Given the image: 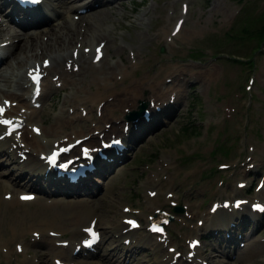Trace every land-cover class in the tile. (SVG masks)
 I'll return each mask as SVG.
<instances>
[{"label":"rangeland","instance_id":"rangeland-1","mask_svg":"<svg viewBox=\"0 0 264 264\" xmlns=\"http://www.w3.org/2000/svg\"><path fill=\"white\" fill-rule=\"evenodd\" d=\"M80 1L82 0H73L70 3V7ZM120 1V3L115 4V7L113 3L111 9L102 8L104 10H102L101 15L94 13L88 18V20L90 19L101 25V29L109 33H113L114 30L119 33L123 31L130 32L131 22L139 26L137 31L138 37L135 35L130 38L133 43L123 41L119 36L118 41L123 44L121 45L122 47L115 45V48L104 49V52L109 54L110 58H114L117 54L119 55L118 60H113V62L108 61L106 65L113 63L122 65L120 61L121 56H126L132 61L135 55H137L136 59L139 63L131 74V77L134 78L148 71L151 65L157 68V65H160V62L167 57V59L171 60L173 58H183L187 63L186 57L190 55V52L202 49L205 56L204 60L207 62L200 64L204 60L189 61L191 65L187 64L193 68L192 73L189 75L195 79L202 78L206 80L197 71L199 69L204 70L206 67H213L212 65L214 64H218L217 67L214 66L217 69V73L204 83L193 80L184 83V87L181 86L179 88L181 93L175 98L168 96L167 99L161 101L162 97L160 96L159 89L152 95L155 97V102L152 103L162 105V111L154 113L156 109L152 103H149L147 109L151 113H154L151 123H146L143 115L137 120L140 123L129 121L130 127L134 126V128L140 129L144 124H151L145 127L149 132L139 138L131 157L129 156L131 150L122 156V158L125 157L127 160L125 172L123 174L118 173L116 168V174L109 178V181L113 178L114 182L106 181L102 189L96 194V196L100 197L103 193L109 192V196L106 199L108 202L106 203V200L104 201L101 197L97 199L93 198L92 200L96 202L94 203L96 205L92 206L89 211L86 210L87 208H80L82 209L81 211H75L76 205L46 208V205H55L64 201L56 200L59 194L53 193L42 195L43 197L34 204H19L15 200L13 202L6 201L3 198L4 191L1 186L3 182L14 185V188H12L13 194H17L27 186L23 183L21 184V179L18 178L20 173L23 172V168L19 164H16V161H11L6 156L4 158L6 163L0 162V264H19L18 257L25 256L26 254L31 255V252H35L32 264H54L49 259L51 256L49 253L47 256L42 254L49 247L46 239L42 243L33 245V231L40 230L37 226H32L31 223H37V220L44 222L47 221L46 219H53L60 224L66 225L70 222V218H67L66 214L70 212L77 214V221L82 222L85 220L83 223H87L91 216H98L100 219L99 223L103 225L100 228L108 238V241L112 238L111 232L116 231L118 225L120 227L125 225L123 218L136 215L142 219L145 229L133 232L134 238L142 241L138 245L140 252L138 257L136 256L137 252H135L134 258L124 259L122 263H118L119 258L112 254L113 245L111 244L104 248L107 253L104 258V264H133V261L138 262L139 259L141 260V264H158L161 259V264H167L166 259H170L172 254H162L160 246L158 247L157 245L159 244L157 238L149 236L147 233L149 218L154 215L157 209L163 207L172 211L171 200L184 205L186 209L185 213L176 217V221L170 224L169 230L173 234L171 237L172 242L179 248H186V239L196 236L200 231L199 226L196 225V221L202 219L201 214L206 213L214 202L223 199L226 203L232 204L233 197L239 196L247 199H256L261 198L258 195L264 193V186L260 189L256 188L257 183H264V179H260V177L264 176V77L261 76L264 73V37L261 35V41L252 38L244 42L236 41L232 44L230 43V35L234 28H239L243 25L251 28L252 33L257 31L261 34V31L264 30V0ZM182 3L189 5V10L187 11L185 7L183 13L181 11ZM162 7H166L167 9L163 10L161 9ZM177 7L179 10L173 11V8L176 9ZM177 14L186 22V25L183 24L182 26H187L186 29L181 27L176 34L172 33V36L182 37L181 40L179 39L181 43L180 49H175L171 39H167L166 41L159 39V42H157L153 38L162 25V19L167 24L169 19L174 17L173 23L178 18ZM166 17L168 18L165 19ZM63 20L65 18L63 17V13L60 12L46 23L43 28L37 31L40 33L41 30L47 32L51 30V26H59ZM68 20L70 19L65 20L68 24L65 25L64 22L61 29L58 32H53L49 36V39L53 38L54 33L61 34L62 38L66 39V32L62 29L65 27L75 29L72 25H69ZM82 24L80 23V25ZM232 25L233 27L230 28ZM102 30H95L94 26L92 30H88L87 28L85 30H82V28L78 29V32L83 34V36H85L86 32H90L92 41L85 36L86 40H88L87 44H85L86 53L83 52L84 45L77 40H74V47L72 49L76 53H83V56L91 55V51L96 47L94 40L97 42L99 39V43L102 40L100 38L107 39L103 37L106 34ZM189 30L198 31L195 39H189L187 36L184 37L185 34L188 35L187 31ZM215 30L219 32L216 33ZM226 31L225 37L229 42L222 37ZM45 37L47 38V36ZM186 41L189 46H192L190 51L186 49ZM219 42L223 43L222 48L218 49L223 50L221 51V55L217 57L221 59L220 63L218 59H214L211 53L212 51L215 52V44ZM78 45L79 47H77ZM124 45L127 46L126 50L123 48L125 47ZM161 47L165 48V53L160 51ZM246 50H248L246 57L251 56L254 58V62L251 60L252 66L235 65L234 62L228 59L229 53L242 56ZM136 51H141V53H136ZM131 52H134L133 57L130 56ZM153 53H157L154 56V60L151 59ZM143 54L145 55L144 59L147 64L141 56ZM163 54H165V57H162ZM48 57L50 58L51 55H48ZM43 58H46V55H42L39 59L29 56L26 61L27 64L25 62L26 66L20 68L18 65L12 64L10 66L11 69L8 68L5 70V73L9 75L15 69L16 72L26 73L30 64L33 65L32 63L35 62L42 63ZM198 62L200 65H198ZM194 72L195 74H193ZM158 73V70L154 71V74H157L154 76L158 77ZM50 78L51 81L57 82L58 87L55 83L54 90L44 95L41 99L42 106L39 108L41 117H34L33 122L29 121V124H34L32 127L36 126V124L40 125V120L38 121V119L43 118L44 120V117H47L50 122L44 128H49V125L53 122L52 120H55L58 115L60 118L66 109H70L71 111L76 110L81 119L77 116L71 124L65 123L70 126L66 127V131L62 130V132H59L56 137L61 135L62 137L60 138L49 136L45 139L39 136H32L33 133L30 131L29 126L26 131L28 134L25 133L24 136H27L28 140L29 138L30 140L36 138L44 145H51L57 139L60 140L65 137L72 139L76 135L81 136L78 135L81 133L82 135L87 134V132L94 133L93 122L100 120V115H97L94 109V113H88L84 116L82 114L84 110L81 107V102L78 105L75 104L76 98H73V89H62L63 81L58 79L56 73L51 75ZM253 78L255 79V83L251 91H249L246 85ZM170 84L168 83L169 86ZM2 87L10 91L15 90L11 85H2ZM164 88L167 90L168 86ZM91 89H96V87L93 86ZM53 93H55L54 98L49 105L47 101ZM143 99L147 100V98ZM138 100L136 103H138ZM151 100L153 98L148 99V102ZM64 101H66L65 104ZM0 102H2V97ZM98 105L100 104H96L95 107L97 108ZM233 107L236 111L233 110ZM104 108V104L100 106L101 110H105ZM128 109L123 111L124 119H118L120 114L115 112L114 116L110 115L112 123H108L107 120L102 121L101 127H107L108 129L112 127L110 132L121 134L124 126H126L124 122L128 120V117H131L133 111H139V106L130 110ZM140 112L142 114V111ZM234 114L237 116L234 117ZM116 124L120 128L119 130L114 128ZM68 132L72 136H67ZM136 135L135 133L134 136ZM217 141L220 143L217 144ZM9 142L6 144L9 147L16 145L13 140ZM25 142L28 143L27 140ZM27 146H29L28 148L31 147V145ZM210 152H214L213 156ZM193 154H196L195 159L190 158ZM3 156L5 155H0V157ZM129 159H131L130 163H128ZM222 166H227V168H222ZM156 171L160 174H157ZM29 174H35L37 179L35 172L31 171ZM239 181L251 182L249 184L251 186L240 189L238 186ZM40 186L48 189L51 188L48 182L43 179L40 180ZM168 193L172 194V198L168 197ZM53 196H55L54 200L47 203L46 199ZM87 199H90V197H87ZM58 210L63 215L62 219L53 215ZM246 211L249 212L248 207H246ZM212 223L210 230L216 231V226L219 223L215 218ZM208 227L209 225L203 229V232H206ZM70 229L71 227H62V232L67 234L70 232ZM251 232L248 240H246L250 244L245 247H239L238 243L234 242L231 246L236 248V252L234 254L226 251L219 252L214 257L213 264H264V216L251 227ZM126 238L124 237L123 239ZM14 242L22 244L24 248L27 245L28 250L17 252V249L13 248V244L17 245ZM2 246L8 249L7 252H3ZM166 248L164 247L163 250H166ZM253 249H256V253H251ZM12 252H17V254L12 256ZM20 262L23 264L27 261L21 259Z\"/></svg>","mask_w":264,"mask_h":264},{"label":"bare ground","instance_id":"bare-ground-1","mask_svg":"<svg viewBox=\"0 0 264 264\" xmlns=\"http://www.w3.org/2000/svg\"><path fill=\"white\" fill-rule=\"evenodd\" d=\"M54 1H56V0H47L48 5H47V7H45V8L43 7L40 10L41 14L46 16V11L51 10L52 6H54ZM68 1L69 0H65V1H63V3H68ZM115 1H118V0H111V1H107L106 3L103 0L102 2H104V3L101 4V6L107 4V5H110L107 8L111 9L112 4ZM90 3H91V1H90ZM90 3H89V5H90ZM102 10H104V9L99 8L96 12L97 15H101ZM173 19H175V18L171 17L167 24H165L164 21L162 22V25L160 27V31L156 34V37L158 39L165 40L167 37H172L171 30L173 28H172L171 23H172ZM35 23L38 24L39 21H37ZM67 24L68 23L65 22V25H67ZM86 28L88 30H92L93 26H92V24L88 23ZM65 29L67 30L66 39H63L61 34L58 35L57 33H54L53 38L48 39L47 41H43L42 39H40L39 35H37L36 37H34L32 35L34 38L31 39V43H30V41L23 42L21 44V47L19 48V51L12 56V60L16 61V64L19 67H24L26 65L25 62L27 61L29 56L33 57L34 59H38L40 55H51L53 53H56V55L54 57H52V61H51L50 66L48 68H45V71L47 72V75H46L47 84H44V86L48 87L49 89L52 90L53 89V81L49 80L48 75L51 74L52 72L58 73L61 81L64 82V86L66 88H69V86H70L73 89L74 95H76V97L79 98L77 100L82 102V104L84 105V108L87 109L88 112H92L95 109L96 104H104L105 105L104 109H108V110H106L105 112L102 111V115H105L103 117V120L110 119V117H108V115H107L108 111H117V112L123 111V108L125 106H131V107L136 106L138 104V103H136V101L139 98H141V99L147 98L148 99L149 97H151L152 95H147L146 91H151L152 93H154L156 90L162 89L160 92V95L163 98H166L168 93L171 94L173 92H176V95H178L179 93H181L179 88L181 86H183L184 83H187L190 80L195 79L194 77L189 75L190 73H192L193 68L190 67L185 62V60L183 58H173L172 60L171 59H167V60L164 59L160 65H157V68L154 65H151L150 68L148 69V71H146V72L142 73L140 76L134 77V78L131 77V74H132V71L134 70L135 66H137L139 63V62H137V59H136L138 57L137 55H135L134 60H132V61L126 56H121L120 61H121L122 65H120L118 63L106 65L104 63L105 62L104 60H102V62H101V60L99 61L100 63H103L102 65H97V64L92 62V60H91L92 55H90V54L77 58L74 56V54H71V53H73V50H70V49L72 48L71 46L73 45L74 40L75 39L78 40L81 38L80 33L78 32V28L72 29V28L65 27ZM197 32H198L197 30H195V31L189 30V31H187L188 35L185 34L184 37L187 36V37H189V39H195ZM102 39H104V38H102ZM90 41H92V40L90 39ZM98 41H99V39L97 40V42L94 40L96 45L98 44ZM77 47H79V45ZM119 51L121 52V50H119ZM11 52L12 51H9L8 54H11ZM47 58H49V57H47ZM12 60H11V62H9L7 64V66L12 65ZM70 62L77 63L79 65V69L75 70V68L73 66L69 67ZM35 67H36V64L34 66L31 65V67H29V68L32 69ZM156 70H158V72L160 73V76L163 74V77L158 78V77L154 76V75H157V74H154V71H156ZM197 73L200 74L201 76L203 75L205 77V79L208 81V80H210L211 76L216 74V69L214 67H206L204 70L199 69V71H197ZM193 74H195V73H193ZM13 76H14V74H13ZM0 77H2L3 80H5L6 84L11 82V79H9L5 75H2L1 71H0ZM14 77L20 78L19 80L16 81V86L19 90H24V92H22V91L13 92V93L12 92H10V93L6 92V93H3V95H4V97H6L5 99H7V97H8L7 95H10L14 100L21 98L22 101H26V103H27L28 93L31 91L30 79H28L26 73L20 74V75H15ZM56 80H58V79H56ZM44 82H45V80H44ZM55 83L57 86V82H55ZM162 83L163 84L171 83V84H170V86H168V89L165 90V88L162 87ZM97 85H98V88H97ZM93 86H95L96 89H91ZM60 87H61V85H60ZM88 89H89V91H88ZM178 89H179V92H178ZM45 92H46V90H45ZM0 97H1V94H0ZM73 98H75V97H73ZM73 98H71V99L74 100ZM69 101H70V99H69ZM27 105L29 106V103H27ZM98 107H99V105H98ZM79 108H81V107L79 106ZM38 110L40 111V109H38ZM19 111H20V106L15 107V108H11V110H10V112L13 114L18 113ZM32 114H33V112H30V114H28L26 116L28 118L32 119V118H34V117H32ZM75 116H76V114H74L72 117H70L69 111H64V116L61 119H57V117H56L55 121H53L51 123V127L49 129L44 128V134H49V133L54 134L56 131H57L56 133H58V131L65 128V125L63 123L64 119L69 120V122L71 124V122L74 120L73 118ZM40 121L44 125V120L40 119ZM26 134H28V133L26 132ZM140 134H141V130L138 133V135H140ZM32 136H33V134H32ZM141 136H142V134L136 139L134 137L131 138V140L128 139V142L131 144V148L134 147V145L138 142L137 140ZM4 140L7 141L6 138ZM37 142H39V141H37ZM14 144H16V143H14ZM7 146L9 147V145H7ZM41 146L42 145H40L39 147H41ZM93 183L94 182L92 180L88 179L85 181L84 184L91 185ZM78 191L79 190H73L72 193L75 194ZM92 191L93 190H87L85 193L90 195V194H92ZM94 203H96V202L86 198V199H81L78 201V203H74L72 205H74V206L76 205L75 211L76 210L81 211L82 209H80V208H83V209L87 208L86 210L89 211L90 208H92V206L96 205ZM106 208H107V206H106ZM60 212L61 211L58 210L57 212H54L53 215L55 217L58 216L57 218H59V219H62L63 215ZM23 264H31V262L27 261V262H24Z\"/></svg>","mask_w":264,"mask_h":264},{"label":"snow or ice","instance_id":"snow-or-ice-1","mask_svg":"<svg viewBox=\"0 0 264 264\" xmlns=\"http://www.w3.org/2000/svg\"><path fill=\"white\" fill-rule=\"evenodd\" d=\"M31 3H40V0H30ZM100 58V55H99V49L97 50V60H99ZM47 66V65H45ZM32 76V79L33 81L38 85L39 84V81H40V74H39V71L37 70L35 72V74H30ZM4 111L5 109L3 107H0V117H2L4 115ZM0 124L2 125H5L7 126L10 131H9V134H11V131H15V128L12 127V121L10 120H6V119H0ZM85 153H87V149H85ZM56 161V154H53V156L51 157V162L52 163H55ZM21 199L23 200H30L32 199V197L30 196H24V197H21ZM131 223V222H130ZM137 225L133 224V227H136ZM154 231H162V229H159V228H156L154 229ZM92 237L95 239V238H98L97 237V234L95 232H92L91 233Z\"/></svg>","mask_w":264,"mask_h":264}]
</instances>
